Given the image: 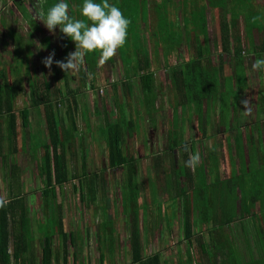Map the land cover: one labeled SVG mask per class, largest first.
I'll use <instances>...</instances> for the list:
<instances>
[{
  "label": "rangeland",
  "instance_id": "obj_1",
  "mask_svg": "<svg viewBox=\"0 0 264 264\" xmlns=\"http://www.w3.org/2000/svg\"><path fill=\"white\" fill-rule=\"evenodd\" d=\"M173 6L168 11V20L175 22L185 15V9L188 20H195L193 16L195 11L201 10L206 0H174ZM246 6L250 8L249 13L257 11L252 17L256 23L264 22V0H249ZM206 7V15L209 26V47L212 50V61L217 65L224 61L226 68H230L233 73V61L231 56L234 55L233 47L236 45L234 39V31L231 36V50L228 53L220 54V22L218 20V12L212 5ZM212 8V9H211ZM138 22L140 23L141 32L138 34L141 45L144 46L142 56L151 61L149 69L156 73L157 89L156 93L151 94L148 101L152 100L154 108L151 113H147L142 99L141 84L135 76L130 77L131 90L125 93V67L122 64L121 58H115L114 64L110 58L106 67L92 69L87 62L78 63L76 68L65 72L58 65L53 63L51 69L46 67L42 62L53 51L55 52L54 60H65L68 53L75 51V42L69 37H66L57 26L55 32L47 29L44 23L38 18L40 5L37 0H0V92L3 93L4 83L8 79L12 68L19 67V62H24L21 77L24 79L21 93L17 97L14 108L18 118V136L15 141L17 151L14 156L15 162L20 166L18 172L19 177L11 179L9 175V167L0 161V201H8L13 194L20 190L25 195L26 201L29 203L28 214L36 218L38 227L32 225L30 228L32 235L28 239L32 241L33 247L27 252L26 257L30 254L35 257L39 253L43 254V239L45 233L43 229L48 230L53 227L51 221H43L45 214V205L42 196V187L45 186L42 177L39 174V163L44 150L42 147L34 151L35 145H42L43 141L49 138V130L45 119L44 106H41L40 113L35 106H32L31 93L29 89V73L35 75L40 85L45 82L50 83L51 92L62 93L63 102L60 106V114L63 115L67 123L70 120L67 114L68 99L71 98L69 89H74L78 92L76 98L78 100V121L79 128L83 132L86 129V124L82 112H87L88 118L92 125L93 132H86L83 150L87 154L86 172L91 174L90 179L96 181L95 200L91 202L88 198L89 183L80 185L77 178H71L64 189L63 199V218L65 221V229L68 234L72 235L74 242L69 243L68 250L70 255L69 264H135L131 259V215L130 206L136 200V208L140 211V228L143 232L144 254L160 252L162 264H183L186 258L185 242L183 239L182 227V207L184 206V195H181V200L176 201L172 197L175 189H172L167 184L172 178V165L179 167L185 162V157L181 148H177L170 152L168 148V136L174 127L173 117L175 115V91L170 83L171 66H165L162 52L154 53L153 39L150 29H156V13L157 20L161 18L165 9H156L153 1L150 3V9L147 13L143 12L144 8L136 7ZM172 10V11H171ZM74 15L80 16L81 9L75 8ZM261 11V18L258 15ZM133 13V12H131ZM79 14V15H78ZM150 14V16H149ZM190 14V15H189ZM193 14V15H192ZM129 20L130 17L125 15ZM150 17V26L148 25V17ZM228 21L231 17L230 12H227ZM147 18V19H146ZM166 21L163 18L162 21ZM35 23V24H34ZM193 23V22H192ZM175 24V23H174ZM173 24V25H174ZM259 24V23H258ZM38 25V26H37ZM175 27V25H174ZM194 25L181 26L184 33L189 29L194 28ZM260 27V26H259ZM176 28V27H175ZM196 28V27H195ZM242 34V47L244 57L247 62V75L249 89L239 94L238 104L241 112L232 114L234 120L227 128L220 122L219 115V100L214 101L212 112V124L209 128L208 138H203L199 133L197 119L192 116L187 118V114L180 110L181 121L180 127L183 129L184 141L188 149L194 148V153H199V161L192 166L195 172L205 167L210 169L209 154L211 147H216L218 151L219 165L222 176H229V168L240 164L239 147L235 144V136H237L238 127L241 128V133L244 137L249 134V125H252L255 120L259 119L264 125V113L257 114V103L259 102V92L264 87V71L259 69L253 70L252 64L258 57H264L263 53L252 51L253 48L248 47V41L245 37L244 23L239 26ZM203 38L202 35H200ZM177 49L172 51L170 62L174 65H179L182 61L190 58L195 50V46L190 47L186 43V38ZM159 40V39H158ZM253 41L256 45L264 41V30H254ZM137 42V39L135 40ZM160 42V41H158ZM182 42V41H181ZM18 50V52H16ZM203 62V61H202ZM29 68H28V67ZM86 70V77L83 79L81 69ZM10 72V73H9ZM65 74L70 77L69 85L65 84ZM221 77V76H220ZM12 79H14L12 77ZM11 79V80H12ZM83 79V80H82ZM45 89L44 87H42ZM61 89L62 92L58 91ZM67 95V96H66ZM65 96V97H64ZM53 97V95H52ZM67 100H66V99ZM56 100V98H54ZM124 103L128 114L132 112L139 121V130L135 135L127 136L125 142V153L128 157L134 156L137 160V176L134 184L136 195L132 198H123L125 189L127 172L124 168H113L109 166L108 149L103 137L98 134V125H103L106 118L115 120L119 115L118 102ZM117 103V104H116ZM28 107L30 113L29 129L23 127V110ZM221 108V106H220ZM6 114V113H4ZM256 128V150L264 163V130ZM255 129V128H254ZM35 135H30L31 132ZM261 131V134L259 132ZM230 137L232 145V156L230 158L227 153V142L224 144V137ZM261 135V137H259ZM224 136V137H223ZM233 136V137H231ZM42 141V142H41ZM246 149L249 154H252L251 143L246 141ZM24 143V145H23ZM81 143L68 149V158L70 165V173L81 178L83 176L82 162L80 159ZM261 145V146H260ZM225 148L224 150V147ZM262 149V151H261ZM193 154V153H192ZM190 153V156L192 155ZM77 155V156H75ZM16 157V158H15ZM13 162V160H12ZM241 172V169H236ZM98 176L94 177V173ZM201 174V173H200ZM211 174V173H210ZM208 175V180H211V175ZM200 176V175H199ZM94 177V178H93ZM250 178L247 175V179ZM184 178L180 179L182 183ZM243 183V179H240ZM263 181V178H260ZM240 182V183H241ZM251 186V185H248ZM158 191V192H157ZM94 193V192H93ZM254 188H246L241 192L242 202L244 203L243 210L240 209V214L245 212L244 219L232 223L230 226L223 227V233L232 239V243L223 241L217 244L213 234H209L207 230H203L205 248L201 249L202 255L200 260L203 264H232L233 257L228 254V246L231 245L237 250V258L242 262H248L263 257L264 252V221L260 217L256 218L254 212L258 208L254 207L250 202L253 196ZM81 194L84 196L82 198ZM127 194V193H126ZM159 194V195H158ZM129 195H133L132 192ZM135 198V199H134ZM241 201L228 200V206H237ZM162 203V204H161ZM170 204V205H169ZM177 205V206H176ZM123 206V207H122ZM159 206H163L166 210H160ZM178 207L177 215L174 220H171L172 225H169L168 218H172L173 208ZM125 207V208H124ZM129 214H125L126 209ZM54 212L57 214L58 207L53 206ZM159 217V218H156ZM42 221H41V220ZM158 219L157 225L150 224V220ZM40 220V221H39ZM36 222V223H37ZM114 225V226H113ZM31 226V225H30ZM212 226V224H210ZM200 224L195 226V231L199 232ZM260 232V233H259ZM211 235V236H210ZM42 236V237H40ZM81 237L83 240L75 241V237ZM54 243L60 244L61 238L54 236ZM197 244V242L195 243ZM225 244V246H223ZM32 246V245H31ZM197 246V245H195ZM223 246V247H222ZM198 248V246H197ZM12 252V248L10 249ZM104 257L102 258V254ZM198 255V254H197ZM41 261V258H39ZM168 261L166 262V260ZM139 264V263H137ZM233 264H236L233 259Z\"/></svg>",
  "mask_w": 264,
  "mask_h": 264
},
{
  "label": "trees",
  "instance_id": "obj_2",
  "mask_svg": "<svg viewBox=\"0 0 264 264\" xmlns=\"http://www.w3.org/2000/svg\"><path fill=\"white\" fill-rule=\"evenodd\" d=\"M55 2L56 0H46L44 4L45 9ZM108 2L119 7L124 15L130 17L131 21L128 27L127 42L123 47L119 48L116 55L112 57V64H114L115 58H121L122 64L125 67V79L127 80L123 81L122 84L125 85L126 92L131 90V83H129L130 77L135 76L138 78L142 87V95L146 96H144L145 99H142L143 105L147 110L146 112L151 113V109L154 108V105L152 104L153 101H148V99L151 94L156 93L157 79L155 72L149 69L151 61L142 56V53H144V46L141 45L140 38L138 37V34L141 32L140 23L142 25V21L138 22L136 16V14L139 13V10L136 13V7L138 9L144 8L143 12L147 13L150 0H108ZM246 2L250 3L249 0H206V4L203 5L202 9L195 11L196 14L193 16L198 22L195 20H188V16H185V26L190 24L194 25L196 28L189 29V31L184 33L179 24L177 26L175 22L167 18L170 4L173 3V0L155 1V8L160 10L165 9V12L162 13L161 18H159L157 28L155 30L149 28L151 32L150 35L152 39H154L153 49H155L154 53L156 54L160 51L162 52L165 66H171V68H169L171 73L170 83L175 91L174 127L168 136V148L170 152H173L177 148H181L185 157V162L189 159L190 153H194V148L189 150L184 141L183 129L179 124L181 121L180 110L187 114V118L190 119L194 116L195 119H197L200 129L199 133L203 138H208L209 135V128L213 121L212 112H215V110L212 109L214 101L219 100L221 108L219 106L218 117L222 125H224V128H227L229 124H232L233 127V123L231 122L234 120L232 114H237L238 111L241 112V108H239L238 104L239 94L249 89L247 62L243 55L244 50L242 47L243 38L239 30L241 16L243 17L244 33L248 41V47L251 46L253 48L252 51L257 53L264 52V41L259 45H256L253 41L254 30H264V22L260 23L257 21L258 24L252 20L253 15L257 13V11L249 13L250 8L245 5ZM68 3L70 13L75 14L73 10L79 7L81 9L83 0H68ZM208 4L212 5L218 12V20L220 22L219 47L221 49V55L230 52L231 36L234 31V39L237 43L233 47L234 55L231 56V60L233 61V73L230 72V68H226L224 61L220 62L219 65L212 61V50L209 47L210 38L206 16V7L209 6ZM227 12L231 14L229 21ZM258 15L260 18L262 17L261 11H258ZM78 18L86 20V18L81 16V12ZM163 18H166V21H162ZM148 25L151 27L149 21ZM200 35H202L203 38H201ZM183 37L186 38V43L189 47L191 45L195 46V50L189 59L182 61L179 65L172 66L173 64L170 62V56L172 51L177 49L182 43L181 41L184 40ZM136 39L137 42H135ZM16 52H18V50ZM99 55L100 53L98 50L87 53L84 57V61L87 63L89 62L90 64H88L92 69L106 67L105 64L107 65L108 62L106 61L103 64L99 63ZM18 65V69H11L9 78L5 80L3 93L0 92V161L8 165L11 179L19 177L18 172L20 170V166L15 162L13 156L17 151L15 141L18 136V118L15 113L14 104L21 93L24 81L21 77L24 62H19ZM0 71H2V69H0ZM28 73L32 106L36 107L38 110L37 113H40L39 108L44 106L45 119L49 130L48 140L43 141L42 145H35L36 147H34V151L40 147L44 150L38 169L45 184L41 189L45 205V215L47 221H51L53 224L51 230L43 229L45 238L43 239L41 264H69L70 255L68 246L69 243L74 242V240L72 235L68 234L65 229V221L62 213L64 207L63 199L65 197L64 189L71 178H77L80 185L89 183L87 187L89 193L88 198L91 202L95 200V185L97 182L93 179L91 180V174L86 172L87 154L83 150L86 138L84 133L93 132L92 125L87 117V112L84 111L82 112L86 124V129L83 131L84 133L79 128L78 100L76 98L78 92L76 90L69 89L71 98L68 99L70 104L67 106L66 111L70 120L68 124L66 118L62 114L59 115V107L64 104L62 93L54 94L50 91L51 87L49 82L40 85L35 75H31L29 71ZM81 74V77L85 79L86 70L84 68L81 69ZM12 77L14 79H12ZM69 81V75L65 74V84L67 87ZM58 91L62 92L61 89H58ZM54 98H56V100ZM258 98L257 114L260 116V113H264V87L260 90ZM117 102L118 104H116L119 108L120 115L115 120L106 118L105 124L98 125V134L101 138L103 137L108 149L109 166L113 168L122 167L127 172L124 188L126 189L128 186L132 187V189L129 191L125 190L123 198L127 196V198L133 199V196L136 195L134 190L136 182L134 184V181L137 176V160L134 156L128 157L126 155L124 145L126 137L135 135L139 130V121L132 112L128 114L126 105L123 102L121 103L120 100H117ZM30 122L29 109L25 107L23 110V127L29 129ZM261 126L264 127L263 123H261L259 119H256L252 125H249V134L246 137H244V133H241V128L238 127V137L236 138L235 136V144L239 147L241 161L238 166H235V162L233 161V167L229 168V176L225 178L220 171L216 147H211V152L209 154L210 169H208L206 165L205 167H201L199 171H197V168L194 172L192 166H188L185 162L179 167L172 165L171 175L173 176V180L171 178L167 182L172 189H175L172 201H174L173 199H176V201L181 200V195H184V206L182 207L183 239L181 243L185 242L186 258L183 264H203L200 260V255H202L201 249L205 248L202 234L204 233L203 230H207L209 234H213L210 236L214 237L213 239L216 237L215 241L217 244L222 243L224 240L228 241L229 244H233L232 239L223 233L222 230L225 225L230 226L240 218L244 219L245 212L240 214V209L243 210V207L247 208L244 206L242 202L243 197L241 196V192H244L245 187L254 188V193L250 200L254 207L258 208L257 211L254 212V216L256 218L260 217V219L264 221V163L261 158L263 155L262 153L258 155V153L255 152L257 148L255 143L256 128L260 130ZM259 134H261V131ZM30 135L35 134L31 132ZM259 137H261V135H259ZM223 140V143L225 144L227 142L228 145V148L225 146L224 150L227 148V153L230 158L234 159L231 153L233 149L231 138L225 136ZM246 141L251 143L252 154H249V150L246 149ZM78 142L81 143L80 159L83 166V175H81L83 177L81 178L70 173L71 169L67 155L68 149H71L72 145H78ZM236 169H241V172H237ZM210 173L213 174V176ZM209 174L212 177L211 180H208ZM247 175H249L250 178L247 179ZM93 176L97 177L98 174L95 172ZM182 177L184 180L181 183L180 179ZM260 178H263V181H261ZM240 179H243V183ZM130 192H132L133 195L130 196ZM10 194L13 195L8 201H0V264H29L30 261L34 264L33 254H30V257H28L29 260H27L26 257L27 252L31 249L27 240L31 231L29 230L31 219L28 217L29 214L24 195L20 191L16 192L15 195L13 190H11ZM81 196L84 199L82 194ZM228 200L241 202L237 204V206H231L230 208L227 207ZM136 204H138L137 198L129 207V213L131 215L130 245L132 263L162 264L160 252L157 251L146 256L144 254L142 233L146 232L149 226L145 230L140 228L141 214L138 208H136ZM53 206L58 207L57 214L54 212ZM176 206L172 209V218H168L170 226L172 225L171 220H174L177 215L178 207ZM159 209L166 210L163 206H159ZM125 210L126 212L124 215L129 214V210L127 211V208ZM156 218L159 217L156 216ZM158 223V219H156L155 222L150 220V224L157 225ZM199 224L200 230L196 232L195 226ZM210 224H212V226H210ZM262 232H264V230ZM55 235L61 238L60 244L54 243L53 238ZM75 241H80L82 243L83 240L80 237H75ZM196 242L197 244H195ZM195 245H197L198 248ZM223 246H225V244H223ZM10 247L12 248V252H10ZM228 254L233 257L236 264H264V254L260 259L242 262L237 258V250L231 245L228 246ZM104 256L103 253L102 258ZM167 261L168 259L166 262ZM101 264H103V260Z\"/></svg>",
  "mask_w": 264,
  "mask_h": 264
},
{
  "label": "clouds",
  "instance_id": "obj_3",
  "mask_svg": "<svg viewBox=\"0 0 264 264\" xmlns=\"http://www.w3.org/2000/svg\"><path fill=\"white\" fill-rule=\"evenodd\" d=\"M37 2L40 5L38 18L47 29L55 32L59 26L60 31L75 42V51L68 53L65 60H54V51L44 58L42 62L50 69L55 63L65 72L71 71L83 61L87 53L97 50L100 53L99 63L103 64L127 42L131 21L108 0H83L81 16L86 20L70 13L68 0H56L47 9L44 7L46 0ZM252 68L264 71V57H258ZM199 158L198 152L193 153L185 163L193 166Z\"/></svg>",
  "mask_w": 264,
  "mask_h": 264
},
{
  "label": "crops",
  "instance_id": "obj_4",
  "mask_svg": "<svg viewBox=\"0 0 264 264\" xmlns=\"http://www.w3.org/2000/svg\"><path fill=\"white\" fill-rule=\"evenodd\" d=\"M151 1H153V3H154V7H155V1L156 0H150V3H151ZM174 3H176V2H174V0H173V3L172 4H170V9H171V7L173 6V4ZM149 9H150V4H149ZM172 11V10H171ZM185 11V15L181 18V20L179 19H175V23H176V25L178 26V24H179V26L181 27V26H185V16H186V13H188L189 11H187L186 9L184 10ZM156 13V24H155V26L158 24V20H157V16H158V13L157 12H155ZM149 16H150V14H149ZM207 16V15H206ZM149 19H150V17H148V21H149ZM208 21V20H207ZM150 22V21H149ZM243 23V17L241 16V20H240V23H239V26H240V24H242ZM184 30V29H183ZM239 30H240V28H239ZM208 31H209V26H208ZM154 40V39H153ZM152 40V41H153ZM184 41V40H183ZM183 41H182V43H183ZM181 43V44H182ZM154 44V43H153ZM181 44L179 45V46H181ZM155 76H156V73H155ZM130 91V90H129ZM127 94H128V92H126ZM238 166V165H237ZM18 191H20V190H18ZM23 194V193H22ZM24 195V194H23ZM24 198H25V195H24ZM25 203H26V207H27V210L29 211V203L26 201V199H25ZM46 216V215H45ZM30 219H31V222H30V224H31V226L29 227V228H31L32 227V225L33 226H35V227H38V222L36 221V218H33L32 217V215L30 214L29 216H28ZM41 220V219H40ZM39 220V221H40ZM47 220V217H44V219H43V221H46ZM42 221V220H41ZM37 222V223H36ZM30 230V229H29ZM32 232L33 231H30V235H29V238H30V236L32 235ZM40 237H42V236H40ZM80 237V236H79ZM28 238V239H29ZM81 238V237H80ZM27 239V240H28ZM28 243H29V245H30V247L32 248L33 247V244H32V241L30 240H28ZM205 243V242H204ZM32 245V246H31ZM11 248V247H10ZM185 252H186V248H185ZM238 253V252H237ZM39 258H41V261H42V254L41 253H39V255L38 256H34V264H41V261H40V259ZM31 262V263H30ZM29 262V264H32V261H30Z\"/></svg>",
  "mask_w": 264,
  "mask_h": 264
}]
</instances>
